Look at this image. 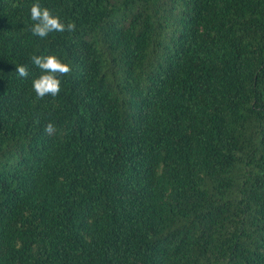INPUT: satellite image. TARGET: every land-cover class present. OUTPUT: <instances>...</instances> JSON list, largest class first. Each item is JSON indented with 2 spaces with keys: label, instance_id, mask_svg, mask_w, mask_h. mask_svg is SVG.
Instances as JSON below:
<instances>
[{
  "label": "trees",
  "instance_id": "16d2710c",
  "mask_svg": "<svg viewBox=\"0 0 264 264\" xmlns=\"http://www.w3.org/2000/svg\"><path fill=\"white\" fill-rule=\"evenodd\" d=\"M36 2L0 0V264H264V0H38L43 39Z\"/></svg>",
  "mask_w": 264,
  "mask_h": 264
},
{
  "label": "clouds",
  "instance_id": "9594fccd",
  "mask_svg": "<svg viewBox=\"0 0 264 264\" xmlns=\"http://www.w3.org/2000/svg\"><path fill=\"white\" fill-rule=\"evenodd\" d=\"M30 18L35 23L31 28L34 36L41 39L52 32H74L75 23L61 21L59 15H54L47 7H42L40 3H33L30 8ZM32 64L40 69L41 74L32 82V88L36 96L44 98L45 96H57L61 91V76H67L71 73L72 67L69 63L63 62L56 55L33 56ZM16 73L19 77L27 78L29 75L28 68L25 65L18 66ZM44 131L48 135L55 133L56 128L52 123H48Z\"/></svg>",
  "mask_w": 264,
  "mask_h": 264
}]
</instances>
